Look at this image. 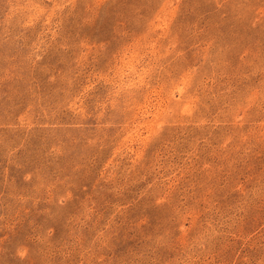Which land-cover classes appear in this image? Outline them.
<instances>
[{
	"label": "rangeland",
	"instance_id": "1",
	"mask_svg": "<svg viewBox=\"0 0 264 264\" xmlns=\"http://www.w3.org/2000/svg\"><path fill=\"white\" fill-rule=\"evenodd\" d=\"M0 264H264V0H0Z\"/></svg>",
	"mask_w": 264,
	"mask_h": 264
}]
</instances>
